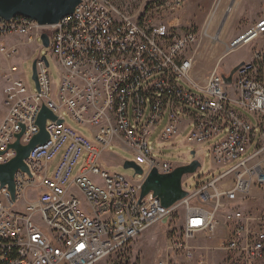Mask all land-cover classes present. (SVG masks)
<instances>
[{"label":"built area","instance_id":"built-area-1","mask_svg":"<svg viewBox=\"0 0 264 264\" xmlns=\"http://www.w3.org/2000/svg\"><path fill=\"white\" fill-rule=\"evenodd\" d=\"M174 3L180 6L182 0ZM114 5L113 0H81L73 13L50 26L20 15L10 20L0 16V38L22 35L33 44L45 30L50 37L48 65L42 54L34 60L35 91L17 65L9 68L0 164L16 156L8 146L23 127L22 144L40 131L36 121L43 106L57 117L46 122L48 141L26 160L32 177L20 169L14 176L17 200L28 186L45 190L18 210L8 186L0 182V264H94L181 211L182 239L172 237L168 250L190 258L189 240L214 235L222 210L248 198L254 188L264 191V44L230 84L216 68L200 87L191 79L194 55L186 54L197 41L194 30L176 35L163 22L114 12ZM259 39L264 40V18L234 39L224 56ZM17 52L16 46H0L5 58ZM64 112L91 136L69 125ZM185 116L192 127L191 145L221 137L211 146V156L226 170L195 189L184 187L188 196L183 200L166 208L153 192L141 199L143 180L113 174L102 165L103 153L118 139L138 165L148 167L145 175L153 168L173 171L177 164L152 156L149 139L166 117L160 138L173 141L185 129ZM250 147L253 152L246 155ZM226 221L231 234L223 248L232 255L227 264H258L264 252V215L231 208ZM170 251L156 264H171Z\"/></svg>","mask_w":264,"mask_h":264},{"label":"rangeland","instance_id":"rangeland-1","mask_svg":"<svg viewBox=\"0 0 264 264\" xmlns=\"http://www.w3.org/2000/svg\"><path fill=\"white\" fill-rule=\"evenodd\" d=\"M116 5V12H126L128 14L137 13L140 19L149 18L152 22H163L171 28V32L176 35H183L190 30H194L197 34L202 25L208 23L211 19L217 20V30L221 24L225 25L231 10L235 14L238 10L240 0H182L180 6L174 3V0H113ZM237 8V9H236ZM264 9V0H251L246 12L244 23L253 22V16ZM44 32H47L46 30ZM216 30L213 31V35ZM200 37L197 41L190 43L187 47V55H194V67L191 71V79H193L200 87L205 84L208 76L217 68L220 74L228 75L232 68L241 62H251V53L254 43L237 48L229 52L224 46L214 47L209 41H203L200 46ZM16 46L18 52L11 58H5L0 53V118L6 113L5 87L12 73L9 70L11 66L17 65L20 69V75L28 81L30 88L35 91L36 84L33 79V62L40 54L47 53V48L42 47L41 38L36 43L28 44L26 38L22 35H12L0 38V46ZM238 59V60H236ZM50 68L57 80V68L50 59ZM262 73V72H261ZM259 73V74H261ZM183 83V82H182ZM184 86L186 84L183 83ZM199 93V90H194ZM66 122L76 128L85 136L90 137L89 129L81 127L78 123L71 120L66 112H64ZM254 120V116L247 114ZM182 128L185 126V117ZM167 124L165 117L157 128L152 132L149 139V146L152 149V156L160 161H168L173 164H188L194 158L201 162L199 169L189 175H185L183 187L188 190L195 189L197 185L206 183L213 177L218 176L226 170V167L219 168L213 163L211 156V146L221 137L201 145H191L187 138L192 130L188 127L178 135L173 141H162L161 133ZM256 132L259 129L256 128ZM194 152V154H193ZM253 152L250 147L246 155ZM56 157L53 166L59 160ZM135 161L133 154L122 144H111L106 149L102 157V165L113 174H120L131 178L133 181H141L144 175H136L133 169H126L122 160ZM147 172L148 167L142 165ZM80 169V164L76 165L73 176ZM38 186H28L26 192L28 198L37 196ZM15 208L23 210L22 199H18ZM240 209L245 213L252 215H264V191L254 188L250 196L239 201L229 209ZM228 210H222L219 213V227L212 236H204L198 234L195 238L190 239L189 243L193 246L192 257H187L182 251L168 250L172 244L170 239L176 237L182 239V211L171 216L166 222H161L150 226L139 237L133 239L121 249L113 252L109 256L97 261L94 264H156L160 256L170 251L171 264H227L232 255L224 250L223 246L230 237L231 230L227 228L226 214ZM36 220L40 218L37 215ZM212 242L211 244L208 242ZM197 245V246H196ZM258 264H264V257Z\"/></svg>","mask_w":264,"mask_h":264},{"label":"water","instance_id":"water-1","mask_svg":"<svg viewBox=\"0 0 264 264\" xmlns=\"http://www.w3.org/2000/svg\"><path fill=\"white\" fill-rule=\"evenodd\" d=\"M80 2L81 0H0V16L6 20H10L14 16L20 15L35 20L41 26H50L57 24L63 17L73 13ZM40 38L42 46L48 48L50 45L49 34L43 32ZM43 59L48 65L45 54L43 55ZM244 65L245 62L243 61L232 68L228 75L221 74L223 82L230 84L233 76ZM33 79L37 81L35 61L33 62ZM48 119L56 120L57 117L49 108L43 106L36 121L40 131L33 136L29 143L22 144L20 138L25 129L23 127L22 131L17 135V141L8 146V149L16 151V156L10 161L0 164V182L2 186H8L13 201L17 200V190L14 181L15 173L20 169L32 177L26 160L37 145L46 143L50 138L46 128ZM62 121L59 120V122ZM200 166L201 162L194 158L190 163L179 165L169 173H161L157 168H153L145 175L144 169L135 161L126 160L124 162V167L126 169H133L135 176L144 175L141 187V199L153 192V195L159 197L166 208L171 207L188 196V191L183 187V178L185 175L195 173ZM167 220L168 218H165L163 222Z\"/></svg>","mask_w":264,"mask_h":264},{"label":"crops","instance_id":"crops-1","mask_svg":"<svg viewBox=\"0 0 264 264\" xmlns=\"http://www.w3.org/2000/svg\"><path fill=\"white\" fill-rule=\"evenodd\" d=\"M250 2H251V0H240V2H239L240 4L238 6L237 12L234 14L233 13L234 10L232 9L228 18L226 19L225 25L223 26V23H222L218 30H217V20L211 19L208 23L205 22L197 34V36L201 38L200 39V46H201L203 41H209V43H211L213 46L215 45L214 47H217L220 45V46H224L227 49V47L230 45V43L234 39H236L241 34H243L248 28L252 27L253 25L257 24L260 20H262L264 18V9L262 11L256 13L253 16V22L244 23V22H246L245 19L247 17H246V15H244L243 12L247 11ZM214 30H216V32L213 35ZM253 43H254V46H253L252 53L254 52V50L260 48L264 44V40L259 39ZM252 53H251V55H252ZM236 60H238V59H236ZM188 123H189V118H188V116H185V126H184L185 129L188 127H191L188 125ZM113 144H116V145L122 144L123 145V143L121 141H119L118 139H115V142ZM104 153H106V151ZM104 153H103V155H104ZM125 161L126 160H124V159L122 160V162H125ZM177 165L179 166L182 164H177ZM95 178L97 179V177H95ZM38 187H39V191H38L37 196H35L31 199L28 198L27 192H25L24 196L21 198L22 199V205L24 208L26 207V205L28 203L34 201L45 190V188L42 186H38ZM73 190L77 195L81 196V193L77 188L73 187ZM212 242L210 241L208 243L211 244Z\"/></svg>","mask_w":264,"mask_h":264},{"label":"bare ground","instance_id":"bare-ground-1","mask_svg":"<svg viewBox=\"0 0 264 264\" xmlns=\"http://www.w3.org/2000/svg\"><path fill=\"white\" fill-rule=\"evenodd\" d=\"M114 12H116L115 9H114ZM263 257H264V252H263Z\"/></svg>","mask_w":264,"mask_h":264}]
</instances>
